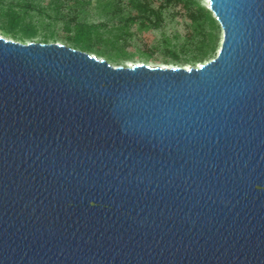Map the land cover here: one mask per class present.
Segmentation results:
<instances>
[{"label": "water", "instance_id": "1", "mask_svg": "<svg viewBox=\"0 0 264 264\" xmlns=\"http://www.w3.org/2000/svg\"><path fill=\"white\" fill-rule=\"evenodd\" d=\"M197 66L0 34V264H264V0H206Z\"/></svg>", "mask_w": 264, "mask_h": 264}, {"label": "trees", "instance_id": "2", "mask_svg": "<svg viewBox=\"0 0 264 264\" xmlns=\"http://www.w3.org/2000/svg\"><path fill=\"white\" fill-rule=\"evenodd\" d=\"M92 5L98 21L89 16ZM49 8L47 13L36 0H0L1 34L23 42L60 41L120 65L135 37L131 25L159 29L180 17L187 23L183 34L163 32L159 41L138 48L140 55L152 59L162 50L173 63L204 62L220 46L221 26L203 0H51Z\"/></svg>", "mask_w": 264, "mask_h": 264}, {"label": "rangeland", "instance_id": "3", "mask_svg": "<svg viewBox=\"0 0 264 264\" xmlns=\"http://www.w3.org/2000/svg\"><path fill=\"white\" fill-rule=\"evenodd\" d=\"M9 1V0H7ZM17 1V0H15ZM39 2L40 6L45 7L47 10V13L51 12V9L49 8V5L51 3V0H36ZM95 1L93 2V4ZM203 3L206 5V0H203ZM92 8L90 10L89 16L94 19L95 21H98L101 19V17L98 14V11L94 8V5L91 6ZM41 9H35L33 10V13L35 15L39 16ZM187 23L183 21L180 17L174 18L173 20L168 19L165 23V25L159 29H151L149 27H142L139 24H133L130 27V31L135 33V37L130 41L128 50L130 51L129 57L127 59L122 60L120 63L122 65H131L138 62H146L152 65H166V66H197L201 62H177L173 63L169 60V56L162 50H159L154 53L152 59H147L146 57L140 55L138 52V48H145L147 44H152L153 42H157L160 40L162 33L166 32L167 34H183L185 32ZM1 34V31H0ZM5 35V34H3ZM6 37H9L8 35H5ZM34 41H38L35 39ZM29 42V41H26ZM60 42V41H59ZM216 55V54H215ZM114 65H118L117 62L113 63Z\"/></svg>", "mask_w": 264, "mask_h": 264}]
</instances>
